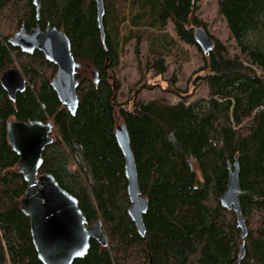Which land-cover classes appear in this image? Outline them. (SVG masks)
<instances>
[{
    "label": "trees",
    "instance_id": "1",
    "mask_svg": "<svg viewBox=\"0 0 264 264\" xmlns=\"http://www.w3.org/2000/svg\"><path fill=\"white\" fill-rule=\"evenodd\" d=\"M217 8L237 52L230 57L226 45L211 38L214 46L202 53L198 77L208 97L190 101L191 94L172 87L181 98L176 105L143 102L137 95L150 84L139 67L127 107L116 101L114 76L124 47L147 40L154 57L146 61L148 75L166 73L164 57L181 70L188 57L180 43L199 50L188 27L201 26L196 0H104L103 39L93 0H41L38 22L32 0H0V75L18 66L32 86L11 101L0 85V264H42L19 207L26 184L6 138L10 120L52 121L55 134L39 174L52 175L77 199L87 225L103 224L108 248L92 239L87 254L72 264H235L241 232L235 214L218 201L235 158L247 227L238 264H264V0H218ZM168 23L175 38L165 29ZM37 24L63 30L74 59L89 67L76 73L74 115L50 86L56 67L38 51L24 54L7 44L21 26ZM122 123L139 189L148 199L144 237L127 214L125 160L114 137Z\"/></svg>",
    "mask_w": 264,
    "mask_h": 264
},
{
    "label": "water",
    "instance_id": "2",
    "mask_svg": "<svg viewBox=\"0 0 264 264\" xmlns=\"http://www.w3.org/2000/svg\"><path fill=\"white\" fill-rule=\"evenodd\" d=\"M93 1L103 39L104 0ZM32 4L38 22L41 0H32ZM193 37L203 54L207 55L212 51L214 42L203 29H195ZM7 44L24 54L38 51L56 67L50 86L60 104L70 115H74L78 106L76 73L81 68L89 67L74 59L69 39L64 31L50 25L40 29L37 24L35 28L29 30L21 26L9 37ZM90 74L92 80L98 82V75L94 69H90ZM0 85L11 101L15 100L17 93L32 88L18 66L7 68L1 73ZM53 132L55 127L51 120L46 122L10 120L6 123V138L18 157L16 168L26 184L19 207L29 220L30 236L37 258L42 264H72L75 259L87 254L90 240H95L104 248H108V241L101 220L87 225L77 199L62 189L52 175L39 174L42 154L53 142ZM114 137L125 160L124 175L130 203L127 214L134 223L137 233L144 237L143 215L148 208V199L139 189L136 164L124 123L116 126ZM227 171L226 187L218 201L221 208L235 214L236 227L241 232V243L235 263L238 264L244 257L247 227L239 204V166L236 158L232 166L227 165Z\"/></svg>",
    "mask_w": 264,
    "mask_h": 264
},
{
    "label": "rangeland",
    "instance_id": "3",
    "mask_svg": "<svg viewBox=\"0 0 264 264\" xmlns=\"http://www.w3.org/2000/svg\"><path fill=\"white\" fill-rule=\"evenodd\" d=\"M218 0H196L195 17L201 23V26L193 25L191 22L188 27L194 31L197 28L203 29L210 38H214L224 43L227 47V54L232 57L236 52L235 44L229 37L226 23L222 16L218 14ZM166 31L174 38L173 27L171 23L166 26ZM180 43V42H179ZM186 50L188 61L182 64L181 70L177 69L172 61L164 57L166 65V73L162 76L153 77L151 73H146V61H152L154 57L150 54L149 45L146 39H143L136 48L135 40L130 41L123 49L121 54V65L115 73V80L118 82V91L116 101L118 104L130 107L129 90L139 81L141 67L143 74L146 75L147 84L150 87L141 90L137 99L143 102L154 100H164L170 105H176L181 98L171 93L170 89L177 88L190 95V101L197 99H205L208 97L207 84L198 79L202 76L200 69L204 66L202 52L200 53L196 47L180 43ZM244 59V58H243ZM261 74L260 71H257ZM175 78V81L169 85V81ZM264 111V106L262 108ZM54 132L52 137H54Z\"/></svg>",
    "mask_w": 264,
    "mask_h": 264
}]
</instances>
